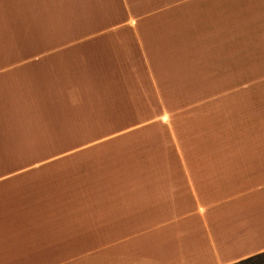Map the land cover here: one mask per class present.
I'll list each match as a JSON object with an SVG mask.
<instances>
[{
    "label": "crops",
    "instance_id": "crops-1",
    "mask_svg": "<svg viewBox=\"0 0 264 264\" xmlns=\"http://www.w3.org/2000/svg\"><path fill=\"white\" fill-rule=\"evenodd\" d=\"M264 253V0H0V264Z\"/></svg>",
    "mask_w": 264,
    "mask_h": 264
},
{
    "label": "trees",
    "instance_id": "trees-1",
    "mask_svg": "<svg viewBox=\"0 0 264 264\" xmlns=\"http://www.w3.org/2000/svg\"><path fill=\"white\" fill-rule=\"evenodd\" d=\"M259 257H264V253L261 254V255H258V256L251 257V258H248L246 260L240 261V262L235 263V264H248V263H251L253 260H255L256 258H259Z\"/></svg>",
    "mask_w": 264,
    "mask_h": 264
},
{
    "label": "rangeland",
    "instance_id": "rangeland-1",
    "mask_svg": "<svg viewBox=\"0 0 264 264\" xmlns=\"http://www.w3.org/2000/svg\"><path fill=\"white\" fill-rule=\"evenodd\" d=\"M248 264H264V257H259L253 260L251 263Z\"/></svg>",
    "mask_w": 264,
    "mask_h": 264
}]
</instances>
